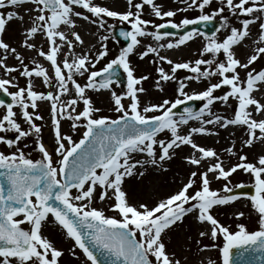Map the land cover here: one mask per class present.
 Masks as SVG:
<instances>
[{
    "label": "snow or ice",
    "instance_id": "6c2138e0",
    "mask_svg": "<svg viewBox=\"0 0 264 264\" xmlns=\"http://www.w3.org/2000/svg\"><path fill=\"white\" fill-rule=\"evenodd\" d=\"M178 3L182 7L165 8L155 0H125V9L119 10L98 0H0V10L9 9L0 11V71L4 75L0 90L11 97L10 103L0 99L5 108L0 113V144L8 149L0 151V264H64L65 254L78 264H105L101 256L107 264H182L187 257L178 256L169 245L172 233L192 240L186 229L189 218L201 226L197 251L215 250L219 264H234V255L251 252L259 254L264 264V66H253L264 59V0H219L215 7L214 0ZM145 6L156 19L146 18ZM190 10L198 14L175 19ZM226 11L230 15H224ZM217 17L221 23L211 33L195 27L186 30L189 25L210 24ZM109 18L130 25V30L119 32L126 46L111 59L108 40L116 36ZM232 18L239 27L231 23ZM13 21L19 22L23 37L19 46L48 62L47 68L35 57L32 66L25 63V54L5 39ZM252 26L257 29L254 47L241 60L235 48L252 38ZM169 28L183 31L179 35L162 31ZM221 29L222 38L217 35ZM37 35L46 39V50L34 42ZM85 35L94 42L86 43ZM149 38L151 42L145 43ZM197 38L202 43L195 58L162 54ZM134 54L139 60L151 56L155 91L164 93L165 86L175 82L174 98L141 99L148 94L143 82L151 74L136 75L130 60ZM9 58L16 63L9 65ZM120 69L127 82L126 90L118 94L113 84L118 83ZM180 72L186 74L180 76ZM13 73L27 78L26 86H18ZM36 79L46 91L36 90ZM205 81L201 90H187L192 83ZM9 86L17 90L9 91ZM89 91L107 92L109 111L115 117L101 114ZM193 100L203 102L198 110L186 106L181 113L174 111ZM41 103L49 110L52 151L43 143V129L36 122L44 120ZM217 103L231 108V113L213 111ZM65 120L70 122L68 132L62 127ZM79 129L82 134L75 140L70 133ZM221 131L230 142L220 152L197 142V137H219ZM8 133L14 138H8ZM29 139L32 145L25 142ZM257 144L262 149L249 161L244 150ZM30 146L38 150L40 159L24 151ZM221 153L229 158L227 167ZM175 160L187 171L174 191L129 201L124 187L128 179L142 182L150 173H167ZM238 171L249 175L252 192L245 191L248 185L243 181L232 182ZM214 181L224 183L213 188ZM240 199L248 201L256 214L254 229L242 222L244 211L231 213L234 228L214 215L218 208ZM97 200L104 207L94 206ZM106 211L115 214L106 215ZM50 223L71 241L67 247H58L44 233ZM203 239L210 243L203 244ZM207 264L216 261L209 258Z\"/></svg>",
    "mask_w": 264,
    "mask_h": 264
},
{
    "label": "rangeland",
    "instance_id": "374dc122",
    "mask_svg": "<svg viewBox=\"0 0 264 264\" xmlns=\"http://www.w3.org/2000/svg\"><path fill=\"white\" fill-rule=\"evenodd\" d=\"M98 2L106 4L110 7H113V8L119 9V10L125 9V0H98ZM155 2L163 4V6L165 8H175L178 6L182 7V5H179L178 0H155ZM114 4H116L117 6H114ZM217 4H219V0H214L213 6L215 7ZM8 10L9 9H3L0 11L6 12ZM145 13L147 14L146 18L150 17V18L156 19L155 17H151L150 9L147 6H145ZM197 14H198V10H190V11L185 12V13H178V15L175 17V19L178 21L179 19L183 18V16H188L189 18H193ZM224 15H230V14L227 13V11H226L224 13ZM214 21H218L219 25L221 23L219 17L214 19ZM157 22H160V21L157 20ZM108 23L112 24L114 27L119 26V25H124V26L130 27V25H127L126 23H121L118 20H112L110 18L108 20ZM231 23L237 27L240 26L239 23L234 18L231 19ZM114 27H113V29H114ZM105 34H107V33H105ZM82 35H83V32H82ZM217 35H218V37L222 38V36L224 35V29H221L220 32L217 33ZM40 37H43V36L37 35L34 38V42L37 44L38 47L43 46L44 49L46 50L47 49L46 39L43 37L42 41H38L37 38L40 39ZM22 38L23 37L20 34V29H19V22L13 21L8 26V30L5 34V39L8 40L10 43H12L14 46H16L18 51H21L22 53H24L26 56L25 63L30 64V61L32 60V58L35 57V53L32 52L31 50H25L19 46V43L22 40ZM255 39H256L255 33H253V36L251 39L245 40L246 42L249 41V45H251V47H250L251 50L254 47L253 41ZM93 42H94V40H93ZM147 42H151L150 38L147 41H145V43H147ZM201 43H202V41L200 38H197L193 42H189V44L187 46H182L180 48V49L185 48V49H187V51H185L182 55L176 54V56L173 59L195 58V56L193 54L196 52L197 48L200 47ZM108 47L110 50V56L108 57V59H111L115 54L118 53V50L121 47H123V45L117 39L113 40L110 37V39L108 40ZM139 50L140 49L138 48L137 52ZM164 54H167V53H164ZM237 56L240 58V55L237 54ZM35 58L37 60H39V62L42 63L46 68L48 67V62L44 61L43 59H41L39 57H35ZM9 59L12 60L13 64L16 63V61L14 59H12V58H9ZM149 59H151V56H149L145 60H139L138 56L135 54L130 56L132 66L136 69V75H141V74H146V73L151 74L149 79L147 81L143 82V86L146 89H148V94L146 97L142 96L141 99L142 100L150 99L152 102H159L164 97L174 98L175 87H176L175 82H170L168 85H166L164 93H160V92L155 91L153 89V81H154L156 74L154 72V66L148 62ZM104 63H106V60L102 61L100 64H98L97 67L98 68L102 67ZM30 66H32V65L30 64ZM163 66L167 70L168 66L166 64ZM253 66L256 67L257 69L264 66V59L258 60ZM185 74L186 73H184V72H180L178 75L183 76ZM12 75H17V80L15 83L18 86H20V87L26 86V79L27 78L19 77L17 73H13ZM241 75H243V72L241 73ZM125 76H126V74H125ZM0 78H4L3 72H2V74H0ZM206 83H207L206 81L202 82L201 84L192 83L190 85L189 89H187V90L191 91L193 88H195L196 90H201L204 86H206ZM35 88H36V90H39V91H46V89L44 88V86L42 85V83L40 82L39 79H36V81H35ZM113 88L118 94L120 92L126 90V87H125V89H122V87L119 83H114ZM16 90H17L16 88L9 86V91H16ZM0 91H2V90H0ZM88 94L92 97V100H93V103L95 104V106L100 107L102 109L101 114L110 115V116L115 117L116 113L109 111V106H110L109 105V94L107 92L101 91L100 93H96V92L89 91ZM65 99H67V97H65ZM127 102H128L127 100L124 101L125 104H127ZM230 104L234 105L235 102L230 100ZM14 110L18 112L19 111L18 106H14ZM4 111H5V108L3 106H0V113H3ZM213 111L218 112V113L223 115V114H230L232 109L231 108H225L221 104L217 103L214 105ZM40 113L44 116V120L36 121V122L42 126L43 131H42L41 135H42L43 143L45 144V146L48 148L49 151H52L53 137H52L50 127H49L50 121H49L48 106H47L46 111L43 110V111H40ZM20 122L22 123V121H20ZM190 123H195V122L191 121ZM69 125H70L69 121H66V120L62 121V127H63V130L65 132L69 131ZM22 126H24L23 123H22ZM230 130L231 129H229V131ZM82 131H83V129H79L78 131L70 133V134L73 136V139L78 140L80 138V135L82 134ZM241 135H242V133L239 130H237L236 136L240 137ZM7 136H8V138H14L13 133H8ZM51 138H52L51 143H49V140ZM217 140H219V143H216ZM25 142L32 145V139H29L28 141H25ZM197 142L202 144V145H205V146L214 147L218 152H220L222 148L229 146L230 138L228 137V134L226 132L221 131L219 137H206V138L197 137ZM237 146H239V139H237ZM259 148L262 149V146H260V144H257L255 148H252V149L246 148L244 150L248 155L249 161H252L254 159V157L258 153H260L261 150H259ZM0 151L7 152L8 149L3 144H0ZM24 151L26 153H31V158L34 160L41 158V154L38 152V150L35 149L34 146H30L28 148H25ZM187 151H188V149H185V152H187ZM221 154H222V156H224L225 165L227 167L228 163H229V158L226 155H224L223 153H221ZM231 162L235 163L236 159L233 157ZM186 171H187V169L183 167V165L180 163V161L175 160L171 164V171H169L167 173H164V174L150 173L149 175H147L144 178V180L142 182L137 181L135 178L128 179L125 182L124 187L128 191L129 201L131 203H136V202L142 201V200H149V197L154 199L156 197L165 196L166 194L175 190V187H177L179 181L181 179H183ZM150 180H152V181H150ZM231 180L234 184L243 181L246 185L251 186V178L249 177L248 174L243 173L242 171H238L237 173L233 174V176L231 177ZM150 182H153L154 184H156L158 186L157 191L150 192V193L147 192L146 189H148V185ZM223 183H224L223 181H214L212 184V187L213 188L220 187V186H222ZM142 187H143V189H142ZM248 203H249L248 201H246L244 199H240L230 206H227L224 208H218L214 212V215H216V217L221 221V223H223L225 225L232 226L234 228L236 221H235L234 217H231V213L233 211H236V210L244 211L246 215H245V218H243L242 222L246 223L247 226L249 227V229H254L256 226V214L254 212L250 211V207L248 206ZM94 206H96L98 208L104 207V205H102L98 200L95 201ZM114 214L115 213H113V212L106 211V215H114ZM23 227L27 228L28 225L25 224V225H23ZM186 229L188 231V234L192 237L191 241H186L183 238L182 241L177 243L176 242V236H175L176 233H172L171 235H172L173 243L171 245H169L170 250L175 249L178 256H180L182 258L187 257V260L182 261V264H201V261H203L204 264H207V259H209V258H211L213 261H216V264H219L218 253L215 250H211V251L205 250L203 252L197 251V245H196L195 241H196V239H199L198 231L201 230V226L196 224L194 221H191V218H189V221L186 223ZM43 231L50 239H52L56 243V245L58 247H67L71 243V241H66L64 239L62 231H60L58 226H56L54 224L50 223L48 225H45ZM180 235H182V234H180ZM182 237H183V235H182ZM202 243L208 244V243H210V241L208 239H203ZM63 260H64V264H78L77 261L71 260V258L67 254H65ZM190 261H191V263H188Z\"/></svg>",
    "mask_w": 264,
    "mask_h": 264
},
{
    "label": "water",
    "instance_id": "95a60500",
    "mask_svg": "<svg viewBox=\"0 0 264 264\" xmlns=\"http://www.w3.org/2000/svg\"><path fill=\"white\" fill-rule=\"evenodd\" d=\"M197 28L201 31L207 32V33H211V31H214L217 27H219V22L218 21H213L210 24L204 25V24H196V25H189L188 28L186 30H190L191 28ZM121 29H124L125 31L130 30V27L127 26H117L113 33L115 34L116 38L118 40H120L124 46H126L127 41H125L122 37L119 36V32ZM173 31V32H177L178 35L182 34L183 30H177V29H163L162 31ZM116 81L120 82L122 87H125L126 84V78L124 77L121 69L118 71V75L115 78ZM0 99H4L6 101V103H10L11 102V98L9 96H7L5 93L0 92ZM193 107L194 110H198L201 106H202V102L198 101V100H193V101H188L186 102L185 105H180L178 106L176 109H174V111H176L177 113H181L183 111L184 107ZM2 171V170H0ZM5 190H7V185H5ZM236 191H240L239 189H237ZM245 191L248 192H252L253 189L248 186ZM259 254H253L251 252L249 253H245V255L243 257H239V256H233V260H234V264H260V261L258 259ZM101 259L105 261V264H107V258L101 256Z\"/></svg>",
    "mask_w": 264,
    "mask_h": 264
},
{
    "label": "bare ground",
    "instance_id": "6f19581e",
    "mask_svg": "<svg viewBox=\"0 0 264 264\" xmlns=\"http://www.w3.org/2000/svg\"><path fill=\"white\" fill-rule=\"evenodd\" d=\"M114 6H117V5L114 4ZM256 31H257L256 27L255 26H252V32L253 33H256ZM83 35H84V33H83ZM42 39H43V37H40V39L37 38L38 41H42ZM85 40H86V43H87L89 40H92L93 41V38L90 37V36H88V35H85ZM47 47H48V45H47ZM250 47H251V45H249V41H247V42L245 41L242 46H239V47H236L235 48V51H236V53L238 55H240V59L241 60H244L245 59V56L251 53V48ZM185 51H187V49H185V48H182L180 50H174V51L162 50V54L167 53L169 56L171 55L170 56L171 58H174L176 56V54L177 55L178 54L179 55H182ZM7 62H8L9 65H13V62H12L11 59H9ZM0 74H2V71L0 72ZM46 109H47V105L44 104V103H41L40 104L39 111H43V110L46 111ZM230 131H232V129ZM51 140H52V138L49 140V143H51ZM259 150H261V149L259 148ZM150 181H152V180H150ZM142 189H143V187H142ZM157 189H158V186L156 184H154L153 182H150L149 185H148V189H146V190H147L148 193H150V192L157 191ZM175 236H176V242L177 243L183 240L182 235L176 233ZM188 263H191V261L188 262Z\"/></svg>",
    "mask_w": 264,
    "mask_h": 264
}]
</instances>
